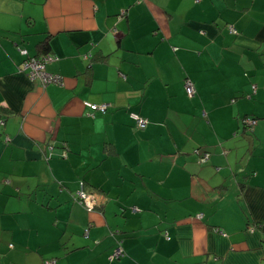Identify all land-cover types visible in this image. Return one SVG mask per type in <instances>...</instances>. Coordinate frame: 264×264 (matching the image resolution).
<instances>
[{
	"label": "crops",
	"instance_id": "0c3cea01",
	"mask_svg": "<svg viewBox=\"0 0 264 264\" xmlns=\"http://www.w3.org/2000/svg\"><path fill=\"white\" fill-rule=\"evenodd\" d=\"M46 262L264 264V0H0V264Z\"/></svg>",
	"mask_w": 264,
	"mask_h": 264
},
{
	"label": "built area",
	"instance_id": "2783aa9c",
	"mask_svg": "<svg viewBox=\"0 0 264 264\" xmlns=\"http://www.w3.org/2000/svg\"><path fill=\"white\" fill-rule=\"evenodd\" d=\"M230 31L234 34L237 33V30L234 27H230ZM22 53L25 55H28V51L22 50ZM53 61L52 56L50 57H41V58H31L28 61H26L22 67V71L26 72L30 70L29 77L33 81H38L42 84L43 87H47L50 84H60L62 83V76L59 74H52L49 73L46 70L47 63ZM186 92L189 96L195 95V89L193 83L189 80L186 82L185 85ZM85 107L88 108L91 113L90 115L94 117V113L99 112L102 114H105L109 108L108 105H95L90 102L84 103ZM130 117L136 122L137 127L139 129H145L148 120L142 117L139 113L132 112L130 114ZM245 123L250 126H255L256 122L252 121L251 119H246ZM78 200L80 203L87 208L88 211H93L95 208V200L91 196L87 195L83 189L80 190V192L77 195ZM201 218L200 216H198ZM123 255L122 251L120 249H117L114 257L119 258ZM46 264H51V262H46Z\"/></svg>",
	"mask_w": 264,
	"mask_h": 264
},
{
	"label": "trees",
	"instance_id": "16d2710c",
	"mask_svg": "<svg viewBox=\"0 0 264 264\" xmlns=\"http://www.w3.org/2000/svg\"><path fill=\"white\" fill-rule=\"evenodd\" d=\"M230 27H233V26H230ZM41 50L43 49V54H41V55H39V56H35L36 58H41V57H50L51 55L49 54V52H50V45L49 44H47V43H45L42 47L40 46L39 47ZM35 57H32V58H35ZM48 64V63H47ZM46 67H47V65H46ZM52 74H54V73H52ZM186 89V88H185ZM186 94H187V92H186ZM187 96L188 97H191V96H189L188 94H187ZM92 104H94V103H92ZM95 105H98V104H95ZM109 109V108H108ZM107 112H108V110H107ZM106 112V113H107ZM132 112H134V111H130L129 112V116H130V114L132 113ZM90 113H91V111H90ZM96 113H99V112H96ZM96 113H94V114H96ZM102 114V113H101ZM131 118V117H130ZM132 119V118H131ZM246 119H251L252 121H255L256 122V125H257V123H258V120L256 119V118H253V117H251V116H245L242 120H241V124H242V126H243V128L245 129V130H249V131H253L254 130V128H255V126H250V125H247L246 123H245V120ZM133 120V119H132ZM134 121V120H133ZM135 122V121H134ZM136 123V122H135ZM136 126H137V124H136ZM139 129V128H138ZM140 130H143V129H140ZM82 189L85 191V193L87 194V195H89L87 192H86V190H85V184L83 183V185H82ZM82 205V204H81ZM83 206V205H82ZM84 208H85V206H83ZM86 210H87V208H85ZM94 210V209H93ZM123 256V255H122ZM121 256V257H122ZM121 257H119V258H116V259H120Z\"/></svg>",
	"mask_w": 264,
	"mask_h": 264
}]
</instances>
